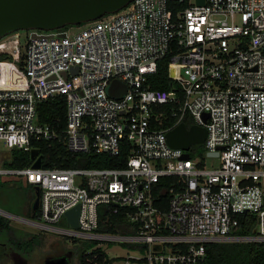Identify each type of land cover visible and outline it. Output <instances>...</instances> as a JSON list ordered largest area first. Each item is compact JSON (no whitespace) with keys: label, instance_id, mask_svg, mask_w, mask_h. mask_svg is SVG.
Wrapping results in <instances>:
<instances>
[{"label":"built area","instance_id":"obj_1","mask_svg":"<svg viewBox=\"0 0 264 264\" xmlns=\"http://www.w3.org/2000/svg\"><path fill=\"white\" fill-rule=\"evenodd\" d=\"M164 56L177 84L168 89L148 81ZM113 78L126 85L120 97L106 91ZM56 95L65 101L61 129L36 112L37 102ZM179 122L205 127L200 144L217 165L205 166L191 145L168 144L165 132ZM40 139H56L71 153L115 156L126 147L127 155L122 166L49 167L41 158L35 167L40 154L33 143ZM12 150L33 151L30 162L7 165ZM160 176L175 178L165 209L155 204ZM6 180L39 188L31 224L143 251L121 264H209L207 241L264 240V0H131L78 24L0 37V181ZM77 203L73 227L65 211ZM100 204L112 213L123 207L136 232L96 231ZM244 212L254 216L247 234L238 232ZM96 243L85 249L87 259L104 253Z\"/></svg>","mask_w":264,"mask_h":264},{"label":"trees","instance_id":"obj_2","mask_svg":"<svg viewBox=\"0 0 264 264\" xmlns=\"http://www.w3.org/2000/svg\"><path fill=\"white\" fill-rule=\"evenodd\" d=\"M69 23L63 25L66 26ZM167 61L168 56H164L157 62L156 71L149 75L148 81L150 86L158 88H171L173 85H177L167 75ZM165 109L166 114L162 122L164 126H169L173 122V118L167 113L168 106H161ZM37 118L42 123H49L54 128L61 129L65 125V101L63 96L56 95L52 98H48L37 102L36 105ZM186 124L189 123L186 118L183 119ZM200 149L203 150L202 144H197ZM33 149H37V152L41 155L42 166H65V167H110V166H122L125 163L127 155V148H121L120 152L113 156L103 151L88 150L86 152L71 153L65 149L60 141L43 140L40 139L33 143ZM11 159L6 164L9 166H21L30 162L29 151L12 150ZM192 156L195 155L193 151H190ZM173 176H160L154 187V194L157 199L155 204L161 209H165L167 200L170 194V184L174 181ZM6 181H0L5 183ZM15 184L21 183V181H9ZM30 186L29 184H25ZM31 187V186H30ZM34 193L30 192L26 199L28 200L25 216H31L32 219L38 216V207L32 209V199ZM98 223L95 228L96 231L112 232L129 234L135 233L137 226L133 222L127 221L123 214V207L117 212L112 213L108 211L106 204L98 205ZM241 225L238 232L241 234H247L252 231L254 225V216L251 213L244 212L239 216ZM9 227L8 220L5 217L0 216V230ZM73 241H78L73 239ZM79 252H81V261L83 264H113V257H108L104 253H100L96 257L86 256L85 249L91 244L96 243V240H79L78 242ZM133 247L136 246L131 244ZM130 246V245H128ZM99 249H93L96 251ZM206 259L209 264H264V240H214L205 242Z\"/></svg>","mask_w":264,"mask_h":264},{"label":"water","instance_id":"obj_3","mask_svg":"<svg viewBox=\"0 0 264 264\" xmlns=\"http://www.w3.org/2000/svg\"><path fill=\"white\" fill-rule=\"evenodd\" d=\"M131 0H0V37L18 29L38 28L53 29L59 28L67 23L78 24L82 21L95 19L106 12H113ZM76 66H73L75 70ZM125 83L113 78L106 86V91L110 96L120 97L125 92ZM204 113L203 116H206ZM205 136V127L197 124L186 126L184 122H179L165 132V137L169 145L188 149L190 145L201 143ZM216 154V151L213 153ZM33 151L31 152V156ZM183 157L188 153L183 152ZM41 164V155H38L32 166L38 167ZM34 198L32 209L38 206L39 188L34 187ZM79 204L68 208L65 211L67 222L77 227V215ZM0 213L8 214L16 219L27 220L29 223L33 219L17 214L6 212L0 209ZM154 248L159 245L155 244Z\"/></svg>","mask_w":264,"mask_h":264},{"label":"flooded vegetation","instance_id":"obj_4","mask_svg":"<svg viewBox=\"0 0 264 264\" xmlns=\"http://www.w3.org/2000/svg\"><path fill=\"white\" fill-rule=\"evenodd\" d=\"M30 192L34 193L33 187ZM0 232L6 234V240H0V264H83L77 246L82 239L50 238L40 231L27 233L10 225Z\"/></svg>","mask_w":264,"mask_h":264},{"label":"rangeland","instance_id":"obj_5","mask_svg":"<svg viewBox=\"0 0 264 264\" xmlns=\"http://www.w3.org/2000/svg\"><path fill=\"white\" fill-rule=\"evenodd\" d=\"M36 30H47V29H38ZM30 30L28 29H21L22 33H27ZM196 143L191 145L190 151H193L195 153V156L198 157V159L204 161L205 166H215L218 163V157L215 156H208L206 155L204 150L200 149V146H197ZM30 186H27L25 184L20 183H13V182H5L0 183V209L17 214L23 217L31 218V216L28 217L25 216V206L28 203V200L26 199L27 195L30 193ZM0 216L5 217L8 220V223L11 227H16L18 229H21L22 231H25L27 233L40 231L44 233L45 236H48L50 238H60L65 237L60 232L52 231L49 229H45L43 227L34 225L29 223L27 220H21L16 219L8 214L0 213ZM38 218H34V220H37ZM63 226H66L67 224L65 222H61ZM80 239V238H78ZM0 240L5 241L6 240V234L3 232H0ZM68 242V241H67ZM97 245L100 247V249L104 252V254L108 257H113V264H121L124 257L134 255V256H142L143 251L138 247H133L130 243H123L118 240H98L96 241ZM70 243V242H69ZM95 243H91L87 248H91ZM130 245V246H128Z\"/></svg>","mask_w":264,"mask_h":264}]
</instances>
